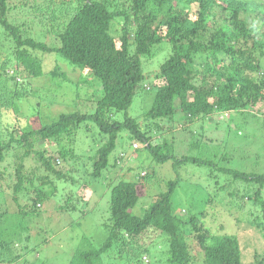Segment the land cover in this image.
<instances>
[{
    "label": "trees",
    "instance_id": "trees-1",
    "mask_svg": "<svg viewBox=\"0 0 264 264\" xmlns=\"http://www.w3.org/2000/svg\"><path fill=\"white\" fill-rule=\"evenodd\" d=\"M40 4L44 6L30 25L20 14L18 23L9 20L20 9L25 14L27 0H0V191L10 188L12 169L16 180L9 194L16 210L0 213V249L12 261L33 263L36 258L28 248L31 213L20 204V195L27 196L23 184L33 181L22 173L23 162L33 154L55 176L52 182L42 178L51 182L52 191L35 188L25 198L33 212L59 184L68 186L65 204L71 207L66 212L77 211L82 220L98 216L96 230L81 236L69 264H110L108 256L117 257L119 246L117 264H199L189 241L198 248L200 264H244L240 238L219 232L221 227L211 232L206 220L212 216L208 211L223 204L221 193L231 188L230 195L244 201L250 215L259 211L245 224L258 230L264 242V171L236 165L240 162L226 152L231 145L222 137L232 131L231 125L236 135L252 126L264 134V31L255 26L264 25V0H128L126 8L115 12L103 0H68L60 18L46 13L55 0H36L34 7ZM55 18L62 28L53 35L43 29ZM162 43L169 49L165 58L156 61L154 74L144 71L146 58ZM60 59L74 70L61 69ZM76 71L80 78L71 76ZM81 89H91V96L81 95ZM146 94L152 95L150 102L140 113L132 111L135 99ZM70 96L74 112L41 123L47 116L44 109ZM8 116L17 124L30 120L21 128L10 126L7 133ZM35 118L39 128L29 126ZM125 144L132 152L127 153ZM35 145L39 148L32 150ZM176 147L183 154L177 155ZM74 155L80 166L75 161V175H69L67 184L55 167L75 164L69 162ZM136 159L147 175L108 185L113 179L108 181L107 169L133 173L129 165ZM80 162L89 164V174ZM168 163L175 177L142 205L146 187L155 180L149 168ZM192 166L203 168L198 170L205 183L189 170ZM83 187L93 197L79 206L74 191ZM20 244L27 255L12 256Z\"/></svg>",
    "mask_w": 264,
    "mask_h": 264
},
{
    "label": "rangeland",
    "instance_id": "rangeland-1",
    "mask_svg": "<svg viewBox=\"0 0 264 264\" xmlns=\"http://www.w3.org/2000/svg\"><path fill=\"white\" fill-rule=\"evenodd\" d=\"M16 1H19V0H16ZM27 2L29 3L30 6L25 8V14L22 12V9H20L16 11V13L10 14V16L11 15L13 16L12 19L10 17L9 19L10 21L15 20V22L14 21L13 22L18 23L17 22V20L19 21L18 15L20 14L21 16H25L24 17L25 22H29V19H30V22H29L30 25L34 24L32 20H34L35 16L38 15V13L40 12L44 4H40L34 7L36 4V0H35V3H34V0H27ZM67 2L68 0H55V6H52L51 8H47L46 13L58 18L59 12L61 10L64 12V8L66 7L65 4ZM103 2L108 8V10L111 12H115L116 10L121 9V8H126L128 4V0H103ZM179 6L181 7V5ZM190 9H191V14H192L191 19H194L197 7L194 5ZM150 15L153 16V14H150ZM56 18L54 21L49 20V22L52 21L51 26L43 30L46 32L51 31V33L55 35L57 31H59V29L62 28V27L59 28L62 22L61 23L58 22V19ZM116 21L118 24H117V27L114 28L113 36L115 40L117 41L119 33H120L119 29L123 24V19L122 18L116 19ZM255 26H256V29H260L259 33H262L264 31L263 29L264 25L260 24L259 22L255 24ZM117 44L119 45L118 42ZM168 51L169 49L166 43H162L160 46H158V48L153 49L151 52V56L146 58L148 60V65H147V68L144 69V71L152 72V73L155 72L156 67H157L156 61L157 60L162 61L165 58ZM52 60H53V57H50V61ZM60 67H62L61 69H63L64 71L74 70V68H69V65L65 63L64 61H61V59H60ZM75 74L76 75L71 74V76L75 78L78 74V77L80 78L79 71H76ZM71 88L72 87L66 88L65 91L69 92ZM81 93H82L81 95L91 96L92 91L91 89L89 90L81 89ZM151 96L149 94H146L145 96L143 95L142 98L135 99V102L132 106V111H135L136 113H140L144 109V106H145L144 103L150 102ZM146 97H149V98L146 101H144V98ZM71 99H72V96H70L69 100L67 98L66 99L60 98L59 100H61L62 102L58 106H54L50 109H44L43 113L47 116H44L45 120H43L44 118L42 117L43 119L41 123L43 124L51 123L53 121L52 117L59 113L74 112V110L70 108ZM262 111L264 113V108L262 109ZM261 116H263L264 118L263 114H261ZM47 117H50V119H48ZM219 119L222 120L221 117ZM29 120L30 118H27V119L19 121V123L17 124L14 117L11 118L10 116H8L6 117L7 128L5 129V131L8 133V130H10V126L12 125H18L19 128L23 126H27ZM30 123H29V126L31 125V127L33 128L34 127L39 128L40 126L38 118L37 119L35 118L33 122L31 121ZM230 128L232 131H229V132L225 131L222 137L226 143H229L231 147L236 149L235 151L233 150V148L228 146L227 147L228 151L226 150V152H229L230 154H232V157L236 159L234 162H240V164H236V165H239V167L241 166L245 167L247 171H250V170L264 171V134L263 132H261L260 130L256 129L253 126L247 127L246 129H244V132H243V134L245 133V135L247 136L244 137L243 134L236 135L233 133V131L235 130L233 125H231ZM3 137L4 136L0 134V138H3ZM5 139L7 138L5 137ZM118 142L120 143V140ZM136 144L138 145V147H140L139 143H136ZM125 146L126 147L124 149L127 151V153L132 152V150L128 148V144H125ZM33 147L34 148L32 150L39 148L37 145ZM55 149L56 147H52L51 150H55ZM176 149L178 150L176 153L177 155H178V152L180 155L183 154L182 150H180V147H176ZM120 152H121V149L117 148L116 153L120 154ZM52 154H54V152ZM29 155H30L29 158H27L23 162L22 173L26 177H29V178L33 176V179H32L33 181H32V184H28V183L23 184V188L27 192V196H24L22 194L20 195V204L21 206L27 208L26 209L27 212L31 213V216L27 219L28 226L30 228L29 235L31 237V241L29 242L31 244L28 245V248L29 250L36 251V258L32 259L33 263L23 261L24 260L23 258L22 262L20 263L17 261H12L9 256L5 255L6 252L0 249V264H69L70 257L72 256L73 250L75 249V246L77 242L80 240L81 236L83 235L91 236L93 234V231L96 230L95 223H96L98 216L92 215L90 217H87L86 220H82L80 214H78L77 211L72 214L66 212L70 210L68 208L71 207V204L68 206L65 204L66 197L68 196V191L66 190L67 185H59V184L56 185V191L54 195L49 197V199L45 201L44 204H41L40 207L36 206V211L33 212L31 205H30L31 203H28L27 200L25 202V198L28 199L27 197L33 196V190L35 188L36 189L39 188L40 190H43L44 192L52 191L53 185H51V182L55 180V176L51 173L46 172V170H44V168L41 167L40 163L36 161V158L34 157L33 154H29ZM74 156L75 157L69 162L75 163L76 161L77 165H79L78 161L76 160V155ZM143 156H141V158ZM8 163H9V159L7 160L5 164L1 166V169H3V167H6ZM76 163L75 164L67 163L66 165L62 164V166L58 165L59 167L58 166L55 167L56 170L61 171L64 175H66L67 178L65 182L69 181L68 180L69 175H75L74 167H76ZM131 163L132 164L131 166L129 165V167H132L135 169V172L133 173L127 174L125 169H122L118 172H114V170L110 171L109 169H107L104 173L105 176L108 178V181H109V178L113 179L111 181V184L109 183L108 185L111 186L117 179L127 180V179H132L134 175H139V173L142 176L143 175L145 176L148 174L146 170L140 171V166H139L140 162L137 161V159L135 161L131 160ZM82 164L84 166L87 165V167H85L84 169L89 174L92 170L90 169L89 164H86V163H82ZM198 169H200V167L197 168L195 166H192L189 170L196 171V173L200 174L202 179H200L199 181L201 183H205L204 177L202 175L203 168L200 169L202 171H199ZM149 171L151 172L155 180L152 183L150 182V186L146 187L145 198L143 199V201H141L142 205L143 204L147 205L152 200H154L155 199L154 197H157L159 193L165 190L164 184L166 183V181H169L170 179H173L175 177V173H173L172 169L170 168V163L165 164L164 166L163 165L158 166V165L153 164L152 167L149 168ZM11 173L12 175L11 177H9V180H8L10 188L8 190L6 189L3 191H0V197L5 196V200H6V196H7L6 201H3L0 199V213L6 209L9 210V212H15L16 210V207L9 199L10 198L9 194L10 195L12 194V187L16 181L14 177V169L11 170ZM45 176H48V179L51 180L49 184L46 179L42 180V178ZM161 179L163 180V182L164 181L165 182L163 183ZM44 182H46L48 185L45 184ZM67 184H69V182ZM83 188L81 189L79 188L76 191H74L76 194L74 198L75 203H76L75 200H77L76 198L80 197L81 203L78 202L79 206H81L83 202L85 201L87 202L88 199H91V197H93V195L88 194L87 191H83L86 189V188L84 189ZM231 191L232 189L230 188V190L226 191L224 195L223 193H221L223 197L220 201L225 206L219 203V206H215L214 213H212L213 211H208V214L212 216H209L207 218L206 220L207 226L209 227L211 232L213 230H216V228L221 227L219 229V232L222 233L226 230L227 233L228 232L231 234L235 233V235H237L240 238V246H241L240 248L242 250V254H243L242 260L244 259V264H255L258 261H262V264H264V242L261 239V236L258 230L251 229L250 227H247V224H245L247 220L252 221L254 214H257L259 211L256 209H253V214L250 215V211H249L250 209L243 204L244 201L241 203L240 199H237L234 196L230 195ZM93 192H96V191L93 190ZM177 204L180 205L181 202H178L177 200L174 201L175 207H178L176 206ZM65 205L67 209L63 210ZM213 214L215 216L214 219H216V221L214 222H212ZM214 232H217V231H214ZM100 233H102V231H100ZM189 242H190V247H191L190 251L194 256H196L200 264L202 262V259H200V257L197 255V253H199L198 248L195 246L194 241H189ZM21 246L23 247V245L20 244L15 251L11 250V255L14 256L15 254H20L23 256L24 254H26L25 251L21 250ZM120 251H121V247L119 246V248L116 250L117 257H113L112 254L108 256L109 258L108 262L110 264L111 262L112 264H117V259H119L118 255H121ZM123 257L125 256L123 255ZM124 262H127V261H124Z\"/></svg>",
    "mask_w": 264,
    "mask_h": 264
},
{
    "label": "built area",
    "instance_id": "built-area-1",
    "mask_svg": "<svg viewBox=\"0 0 264 264\" xmlns=\"http://www.w3.org/2000/svg\"><path fill=\"white\" fill-rule=\"evenodd\" d=\"M134 148H136L137 146L136 145H133Z\"/></svg>",
    "mask_w": 264,
    "mask_h": 264
}]
</instances>
